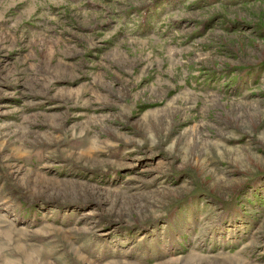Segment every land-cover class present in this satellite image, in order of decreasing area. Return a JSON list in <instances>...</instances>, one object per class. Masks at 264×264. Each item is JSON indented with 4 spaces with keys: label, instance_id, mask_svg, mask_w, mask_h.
<instances>
[{
    "label": "rangeland",
    "instance_id": "374dc122",
    "mask_svg": "<svg viewBox=\"0 0 264 264\" xmlns=\"http://www.w3.org/2000/svg\"><path fill=\"white\" fill-rule=\"evenodd\" d=\"M0 0V264H264V0Z\"/></svg>",
    "mask_w": 264,
    "mask_h": 264
},
{
    "label": "trees",
    "instance_id": "16d2710c",
    "mask_svg": "<svg viewBox=\"0 0 264 264\" xmlns=\"http://www.w3.org/2000/svg\"><path fill=\"white\" fill-rule=\"evenodd\" d=\"M158 2L157 3H160V1H162V0H157Z\"/></svg>",
    "mask_w": 264,
    "mask_h": 264
}]
</instances>
